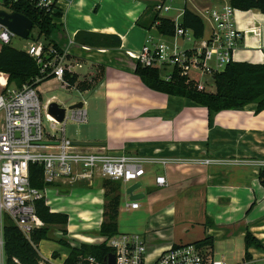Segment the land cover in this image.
<instances>
[{
  "label": "crops",
  "instance_id": "obj_1",
  "mask_svg": "<svg viewBox=\"0 0 264 264\" xmlns=\"http://www.w3.org/2000/svg\"><path fill=\"white\" fill-rule=\"evenodd\" d=\"M161 1L56 0L54 12L58 15L52 19L55 27L49 40L61 51L60 64L78 74L79 80L102 74L91 89L83 91L94 92L90 98L92 110L89 129L78 140L103 143L105 150L132 155L184 160L215 159L209 164L191 161L167 165L159 162L146 164L145 173L154 170V183L157 175H163L166 179L167 185L164 187L155 183L157 189H167L168 193H172L180 185L178 203L184 206L185 211L190 210L192 218L187 227L178 232L164 230L163 226L152 228V236L144 235L148 251L175 244V240L181 241L182 237L190 236L196 228L203 237L210 235L214 241L237 234L244 237L249 230L264 244V186L258 179L259 171L263 168L261 163L264 162V109L256 112V104L251 103L238 109L211 112L188 98L161 93L143 84L134 72L138 61L128 53L137 54L147 39L173 42L172 36L159 33L152 23L156 13L154 6ZM182 1L181 6H172L177 11L175 17L166 16L164 12L158 14L179 22L184 7H187L204 23L203 35L198 40L207 39L210 33L211 22L205 14L206 9L228 3L227 0ZM233 20L242 33L233 61L264 63V13L255 8L236 9ZM79 31L112 34L120 39L121 45L103 48L79 43L75 40ZM2 46L0 44V48ZM164 69L162 73L159 71L163 80L172 73V67ZM204 78L207 80L208 76ZM204 78L197 76L196 82H202L205 91H208L202 81ZM209 78L213 79V76ZM0 79L7 82V75L0 72ZM6 86L9 88L8 83ZM17 88L14 86L12 89ZM3 89L0 86V91ZM53 100L54 96L48 98L46 103L55 102ZM82 104L86 111V122L70 119L69 112L71 116L76 110L67 111L65 121L70 119L87 126L86 101L83 100ZM97 127L99 130H95ZM87 149L93 151L96 148ZM129 185H126V189ZM141 188L142 182L137 190V193L143 194L139 200L149 194ZM97 192L102 193L103 203V188L100 187ZM91 204L96 206L95 202L91 201ZM173 210L167 209L168 213ZM4 216H0L1 224ZM198 239L185 240L188 243ZM211 249L214 257L213 247ZM51 252L47 256L39 252L42 264L51 261ZM249 252L251 259L246 261L264 259L261 249L252 247ZM66 257L63 254L60 263L65 262Z\"/></svg>",
  "mask_w": 264,
  "mask_h": 264
},
{
  "label": "built area",
  "instance_id": "obj_2",
  "mask_svg": "<svg viewBox=\"0 0 264 264\" xmlns=\"http://www.w3.org/2000/svg\"><path fill=\"white\" fill-rule=\"evenodd\" d=\"M19 0H0L3 6H11ZM40 10H55L56 0H27ZM172 0H162L154 6L157 13L172 9ZM235 8L229 3L219 7L206 9L205 14L211 22L207 39L198 44L184 48L178 44V37L191 40L188 31L175 21L172 43L154 42L147 39L137 54L128 53L137 61L148 67L164 70L172 67V73L165 80H170L174 71L193 82L199 91H205L202 82H196L197 76L211 75L222 70L228 62L234 60V53L242 33L236 28L233 15ZM2 11V10H0ZM192 32V31H191ZM193 35V34H192ZM16 36L4 24L0 23V44L10 45L11 38ZM39 65L38 82L53 76L62 82L64 66L60 64L61 56L52 48L44 49L38 40L25 50ZM0 86V216H8L21 233L29 238L30 234L44 226L35 209V202L46 197L48 189L54 184L63 182L72 186H92L94 177L132 183L140 181L145 174L147 163L159 162L162 165L191 161L209 164L213 158L184 160L180 158L148 157L126 154L124 152L105 150L103 146L88 150L87 146L75 145L65 134V120L59 123L50 118L47 112L48 102L42 104L41 95L32 84H24L21 88H7L6 82ZM46 111L50 126L60 135L49 134L42 124L41 109ZM70 119L86 122V111L75 108ZM43 141L51 143H42ZM42 166L43 181L46 184L41 190L30 185L29 166ZM264 167V162L261 163ZM130 183V184H132ZM159 187L167 185L163 175L155 177ZM45 203L48 202L45 200ZM140 206L138 200H130L125 204L127 210H136ZM114 254V264H227L223 259H215L204 246L193 242L171 244L161 250L148 251L142 234L118 233L103 237ZM105 259L102 264H106ZM43 264H51L43 263ZM53 264V263H52ZM60 264H101L92 256L80 257L73 263Z\"/></svg>",
  "mask_w": 264,
  "mask_h": 264
},
{
  "label": "trees",
  "instance_id": "obj_3",
  "mask_svg": "<svg viewBox=\"0 0 264 264\" xmlns=\"http://www.w3.org/2000/svg\"><path fill=\"white\" fill-rule=\"evenodd\" d=\"M227 1L235 9L248 10L255 8L264 13V0ZM9 7L13 12L29 18L33 22L32 28H37L38 36L44 35L46 43L43 45L46 51L52 48L59 55L61 54L60 49L52 40H49V35L55 27L52 19L58 15L57 12L52 11L51 13V11L40 10L27 0H19ZM152 23L156 30L163 35L174 33L175 22L166 16H161L156 12ZM179 25L192 31L193 36L196 38L203 35L204 23L202 19L187 7L183 9ZM75 40L93 47L114 48L121 45V41L117 36L96 32L79 31L75 35ZM39 70V65L35 59L25 50L14 48L11 45H3L0 48V72L7 75L8 85L13 84L15 87L20 88L24 84H32L37 87L43 81L54 78L49 76L34 83L36 77L40 76ZM134 72L148 88L168 95L188 98L198 105L205 106L211 112L238 109L251 103L256 104V112L264 109V63L228 62L222 70L213 74L214 91H199L193 82H188L185 77L179 76L175 72L170 80H163L160 78L157 68L144 66L139 62L135 65ZM101 75L100 73L90 79L79 80L78 74L64 68L62 84L67 89L75 88L83 92L91 89L96 81L101 79ZM258 179L264 186V167L260 169ZM29 180L30 185L35 188L42 190L45 187L41 165L30 164ZM101 185L106 201L103 206L104 219L100 223L99 234L103 237H110L119 233L116 218L121 203V185L119 181L108 179H103ZM35 209L39 218L44 222V226L35 229L29 238L21 233L8 216H4L1 239L2 252L7 264H42L37 245L41 240L48 238V225L66 226L68 224V215L64 212L51 211L44 198L35 202ZM243 240L244 258L246 260L251 259L250 248L254 247L264 251V244L249 230L245 232ZM60 242L62 241L60 240ZM62 243L69 249L65 263H73L80 257L92 255L102 264L111 252V248L105 242L99 244L81 243L74 247H69L64 241ZM193 243L212 248L214 240L212 236L207 235L195 240Z\"/></svg>",
  "mask_w": 264,
  "mask_h": 264
},
{
  "label": "rangeland",
  "instance_id": "obj_4",
  "mask_svg": "<svg viewBox=\"0 0 264 264\" xmlns=\"http://www.w3.org/2000/svg\"><path fill=\"white\" fill-rule=\"evenodd\" d=\"M182 4V0H174L172 6L177 8ZM0 10L5 12L11 11L10 7L7 8V6L1 4ZM164 13L166 16L175 17L177 11L171 9ZM187 33L191 40H183L182 37H178V44L184 48L198 44V38L194 37L190 31ZM37 40L38 42H43V44L46 43L44 35L38 36L37 28L33 27L27 38L13 36L10 45L20 50H26L31 43ZM165 70L166 69L161 70V73ZM99 72H101V70H99ZM174 72L177 75L179 74L176 70ZM204 76H208L207 80ZM204 76L202 81L207 85V90L214 91V80L209 78L211 75L206 74ZM9 88H14V85L10 84ZM37 90L41 95L42 104H45L46 100L52 96H54L53 101L67 107L82 102L83 100L86 101L85 107L89 119V124L87 126L77 124L70 119L65 121L66 137L72 142L80 141L78 139L84 137L86 130L89 129L88 126L90 125L92 110L90 98H92L94 91L83 93L75 88L67 89L57 78L43 81L37 86ZM41 114L45 131L49 134L59 136L60 133L51 128L50 122L46 118V111L44 108L41 109ZM68 116H70V112ZM95 130H99V128L97 127ZM95 130L93 129V131ZM144 167H147V165H144ZM139 180L142 182L141 189L149 192V194L146 198L139 200L140 208L137 210H127L125 207V203L129 201L128 195L126 194V185L132 183V181L128 183L120 182L121 203L116 218L120 233H135L142 234L143 236H152V228H160L163 226L165 228L164 230H177L178 232L184 227H187V224H189L188 222H190L192 218L189 214L190 210L185 211L184 206L181 207L178 203L179 196L177 195L180 193L178 191L181 190L180 185L176 186V192L172 193H168L167 189H157L154 183L153 169L147 171ZM101 183L102 179L95 176L91 187H76L61 182L57 185H53V187L47 190L45 200L48 202L46 205L50 210L64 212L69 217L66 226L58 224L48 225V238L37 245V250H39L40 254L43 256H47L49 251L52 250L50 260L53 262H51V264H60V260L63 259V254L68 255L69 249L62 243L63 241L66 242L69 247L78 246L81 243L99 244L103 242L101 241L103 236L99 234V226L104 219L103 206L106 200L104 199L102 203V193L97 192L99 188L102 187ZM88 193H91L89 197L86 196ZM83 196H85V198H83ZM98 200H101V202ZM91 201L95 202L96 206L92 205ZM169 208H174V210L168 213L167 209ZM193 216L196 217V214L194 213ZM1 225L0 222V264H7L2 252ZM193 231L194 233L190 236H184L181 241H175H177V243H186L187 241L185 239H198L203 237L199 228ZM60 240L62 242H60ZM213 244L214 258H223L227 264H264V259L261 258L246 261L244 258L245 249L243 236L239 234L227 239L216 238ZM208 251L212 252V249L208 248ZM44 262L48 263L49 261ZM62 262L63 261H61V263Z\"/></svg>",
  "mask_w": 264,
  "mask_h": 264
},
{
  "label": "water",
  "instance_id": "obj_5",
  "mask_svg": "<svg viewBox=\"0 0 264 264\" xmlns=\"http://www.w3.org/2000/svg\"><path fill=\"white\" fill-rule=\"evenodd\" d=\"M0 23L4 24L10 31H12L14 34L21 38H27L29 35V32L33 26V22L27 18L26 16L17 13H5L0 11ZM82 102L70 105L68 108L60 106L56 102H51L47 106V112L49 115H51L55 120L59 123L63 122L67 111L75 109V108H81ZM42 143H51L47 141H43ZM75 145L79 146H87V147H97V146H104L103 143L99 142H88V141H74ZM141 186V182L137 181L132 184H130L126 189V194L128 195V198L130 200H139L141 197H143V194L137 193L138 188ZM107 262L106 264H114L115 263V257L113 253H109L106 258Z\"/></svg>",
  "mask_w": 264,
  "mask_h": 264
},
{
  "label": "bare ground",
  "instance_id": "obj_6",
  "mask_svg": "<svg viewBox=\"0 0 264 264\" xmlns=\"http://www.w3.org/2000/svg\"><path fill=\"white\" fill-rule=\"evenodd\" d=\"M7 8H9V7H7ZM10 12V11H9ZM52 13V12H51ZM52 15V14H51ZM39 76V75H38ZM7 81V80H6ZM7 83V82H6ZM73 110V109H72ZM50 118H52V119H54L51 115H50Z\"/></svg>",
  "mask_w": 264,
  "mask_h": 264
}]
</instances>
